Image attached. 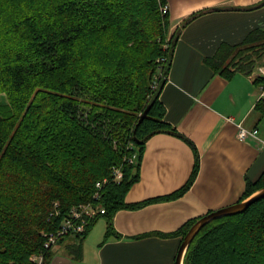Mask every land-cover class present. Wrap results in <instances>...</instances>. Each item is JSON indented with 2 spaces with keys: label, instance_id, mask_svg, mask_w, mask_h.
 Segmentation results:
<instances>
[{
  "label": "trees",
  "instance_id": "16d2710c",
  "mask_svg": "<svg viewBox=\"0 0 264 264\" xmlns=\"http://www.w3.org/2000/svg\"><path fill=\"white\" fill-rule=\"evenodd\" d=\"M165 5L166 0H0V96L6 97L0 99V264H51L48 235L73 207L94 201L98 182L106 213L68 246L79 258L83 239L100 217L108 219L109 234L118 210L151 202L125 199L140 179L146 142L157 133L185 138L196 156L186 186L167 198L182 195L196 180L200 154L166 121L160 98L180 35L179 29L171 34ZM263 63L261 28L208 59L227 78L252 75ZM255 83L264 90V75ZM256 107L264 118V98ZM116 169L122 171L119 180ZM263 187L264 172L247 183L239 201ZM199 219L179 231L183 239ZM41 255L40 263L35 257ZM183 264H264V197L207 224Z\"/></svg>",
  "mask_w": 264,
  "mask_h": 264
},
{
  "label": "crops",
  "instance_id": "0c3cea01",
  "mask_svg": "<svg viewBox=\"0 0 264 264\" xmlns=\"http://www.w3.org/2000/svg\"><path fill=\"white\" fill-rule=\"evenodd\" d=\"M264 0H166L178 29L168 79L161 90L166 121L192 141L200 154L199 174L185 193L167 198L188 183L196 163L191 144L161 132L145 145L140 179L126 195L128 204L151 201L136 209H120L108 234V219H98L83 239L77 257L67 237L53 247L51 264H177L179 231L188 222L238 202L248 182L264 172V118L257 103L264 90L255 74L227 78L208 65L222 45L241 43L264 29ZM208 10L185 23L195 13ZM258 129V137L240 141L238 125Z\"/></svg>",
  "mask_w": 264,
  "mask_h": 264
},
{
  "label": "built area",
  "instance_id": "2783aa9c",
  "mask_svg": "<svg viewBox=\"0 0 264 264\" xmlns=\"http://www.w3.org/2000/svg\"><path fill=\"white\" fill-rule=\"evenodd\" d=\"M163 12H169V6L166 4L163 7ZM162 62L166 61V58L160 59ZM261 72L264 75V67L261 68ZM262 88V87H261ZM256 138L258 137V129H248L243 125H238V132L237 138L240 141H245L249 138ZM135 159V157H134ZM133 159V160H134ZM132 160V162H133ZM122 171L120 169H116L115 171V178L117 180L121 179ZM106 181V180H105ZM99 190L94 195V201L83 203L78 206L72 208L71 214L68 217H64L57 228V230L52 231L48 235V241L45 243V247L47 249L55 246L59 240L62 238L73 235V234H80L84 233L88 227V224L91 220L97 218L106 213L105 207L102 206L100 200L102 198L101 189L102 183L98 182ZM58 206V203H57ZM40 263L42 262L43 256H36L35 257Z\"/></svg>",
  "mask_w": 264,
  "mask_h": 264
},
{
  "label": "water",
  "instance_id": "95a60500",
  "mask_svg": "<svg viewBox=\"0 0 264 264\" xmlns=\"http://www.w3.org/2000/svg\"><path fill=\"white\" fill-rule=\"evenodd\" d=\"M151 105L148 106V108L145 110V112L142 114L140 121L141 122L148 114L149 109ZM145 140H138L136 139L137 144H142L144 143ZM264 197V187L257 190L255 193H253L250 197L243 201H238L230 206H226L224 208H220L218 210H214L202 218H200L187 232L185 235L182 245L180 247L178 256H177V264H183L184 263V258L186 255V252L197 236V234L211 221L224 217V216H229V215H234L240 212L245 211L247 208H249L253 203L258 201L259 199Z\"/></svg>",
  "mask_w": 264,
  "mask_h": 264
},
{
  "label": "rangeland",
  "instance_id": "374dc122",
  "mask_svg": "<svg viewBox=\"0 0 264 264\" xmlns=\"http://www.w3.org/2000/svg\"><path fill=\"white\" fill-rule=\"evenodd\" d=\"M263 64H264V63H263ZM259 67H264V65H259V66L255 69V71H254L253 74H255L256 71L260 72ZM0 99L3 100V101H5V100H6V97H5L4 95H1V96H0ZM104 218H105V217H101L100 219H104ZM75 239H76V237H73V235L70 236V237H67V238H66V240H67L68 242H70V241H72V240L74 241Z\"/></svg>",
  "mask_w": 264,
  "mask_h": 264
}]
</instances>
